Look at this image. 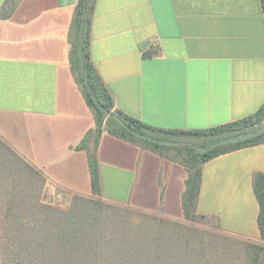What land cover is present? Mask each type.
Returning <instances> with one entry per match:
<instances>
[{
    "label": "crops",
    "instance_id": "1",
    "mask_svg": "<svg viewBox=\"0 0 264 264\" xmlns=\"http://www.w3.org/2000/svg\"><path fill=\"white\" fill-rule=\"evenodd\" d=\"M78 0H0V140L50 186L94 198L78 145L94 115L71 66ZM89 57L114 108L161 130L197 131L264 104L261 0H95ZM102 201L184 221L187 169L173 150L102 131ZM264 143L202 165L194 214L222 234L258 242L253 193Z\"/></svg>",
    "mask_w": 264,
    "mask_h": 264
},
{
    "label": "trees",
    "instance_id": "2",
    "mask_svg": "<svg viewBox=\"0 0 264 264\" xmlns=\"http://www.w3.org/2000/svg\"><path fill=\"white\" fill-rule=\"evenodd\" d=\"M261 1L264 8V0ZM94 3L95 0H78L73 20L70 55L72 70L77 74L84 99L94 115L95 123L93 129L78 145V148L84 149L88 155L90 186L94 198L74 195L67 211L58 216L55 228L58 235L54 238L56 239L55 244L57 247L55 256L51 255L50 251H47L46 246L49 243L45 245L44 241L36 242L35 239H29L26 243L22 241L26 249L14 252L12 260L15 264H52L56 260L62 264H152L154 261H161L164 264L166 258L169 260L172 257L181 262L185 258L191 257V250L187 249L192 244L195 246L193 248L195 254L199 251V255L202 257V251L200 252V250L204 247V233L206 231L195 228L197 227L195 224L202 222L203 219L194 214L201 183L202 165L219 155L246 146L264 143V132L252 139L222 145L207 153L197 150V147H208L222 138L242 132L258 130L264 124V104L251 116L228 124L197 131L152 128L116 110L111 97L100 83L89 57V24ZM83 18V27L80 29ZM80 31L82 33V41L80 39ZM80 43H82L81 51L79 49ZM84 77H86L89 87L92 89L99 103L111 115L107 116L103 110L97 107L88 92ZM118 119L122 122H119ZM102 131L145 148L163 149L166 151L173 150L175 152V157L187 169L182 194L184 221L173 222L164 219L167 222L175 223L174 226L176 227H181V231L178 232L180 234L183 233L184 237L181 236V238L190 247H184V245L182 247L183 250L180 248L173 256L167 255L165 258V253L161 250L164 243L161 240L160 232L151 230L147 234H140L135 237L130 236L128 233L124 235H128L129 237L109 236L107 234L108 225L106 223H108V216L98 207L99 205H103V203L97 198L100 196V179L96 148L99 135ZM137 133L177 144L153 143L139 138ZM0 144L9 153H12L17 162L25 165L32 176L44 180L39 171L23 161L1 140ZM253 193L258 205L256 224L259 232V241H244L224 234V237L230 238L233 244L231 246H221L223 254H226L228 249L232 251L231 248H237L241 254L239 264H264V174L256 175L253 182ZM138 213L145 214L142 212ZM147 215L152 219L160 217ZM51 259L53 260L51 261Z\"/></svg>",
    "mask_w": 264,
    "mask_h": 264
},
{
    "label": "rangeland",
    "instance_id": "3",
    "mask_svg": "<svg viewBox=\"0 0 264 264\" xmlns=\"http://www.w3.org/2000/svg\"><path fill=\"white\" fill-rule=\"evenodd\" d=\"M15 164H17L15 166ZM72 194L50 186L44 179L40 180L32 176L29 169L22 163L17 162L12 153H9L0 144V264H15L13 253L25 250V244L29 239L36 242L47 243V251L55 256L56 247V223L58 216L66 212L73 199ZM99 205L104 214L108 216L107 234L119 237L126 233L135 237L152 231L161 233L164 243L162 252L173 256L180 248L190 247L180 234L181 227L174 226L175 223L167 222L162 217L152 219L147 214L138 213L132 209L112 205L102 201ZM197 230L206 231L204 234V247L195 254V246L191 245V257L178 262L174 258H166L164 264H239L241 254L237 248L227 250L226 254L221 252V246H231L232 240L224 237L213 225L206 222L195 224ZM150 235V234H149ZM186 236V235H185ZM55 245V246H53ZM193 246V247H192ZM183 250V248H182ZM53 259H51L52 261ZM56 260V259H55ZM52 264H62L58 260ZM152 264H162L154 261Z\"/></svg>",
    "mask_w": 264,
    "mask_h": 264
},
{
    "label": "water",
    "instance_id": "4",
    "mask_svg": "<svg viewBox=\"0 0 264 264\" xmlns=\"http://www.w3.org/2000/svg\"><path fill=\"white\" fill-rule=\"evenodd\" d=\"M83 23H84V18L82 19L81 28L80 29H82ZM80 39L82 41V33H81V31H80ZM79 49H80V51L82 50V43H80ZM84 82H85V85H86V87L88 89L89 94L91 95V97H92L93 101L95 102V104L97 105V107L100 108L101 110H103L107 116L111 115V113L107 112L104 109V107L99 103V101L96 98L95 94L93 93L92 89L89 87V84H88V81H87L86 77H84ZM118 120H119V122H122L120 119H118ZM263 132H264V124L261 125L258 130L242 132V133H238L236 135H232V136H229V137H226V138H222V139L212 143L208 147H197V150H199L201 152H204V153H207L210 150H212L214 148H217L219 146H222V145L234 144V143H237V142H240V141H245V140L252 139V138L260 135ZM137 136L139 138L146 139L148 141H151V142L157 143V144H169V145H171V144L176 145L177 144V143H174V142H171V141L159 140V139H156V138H154L152 136L144 135V134H141V133H137Z\"/></svg>",
    "mask_w": 264,
    "mask_h": 264
}]
</instances>
